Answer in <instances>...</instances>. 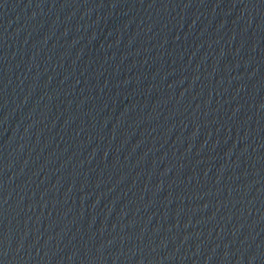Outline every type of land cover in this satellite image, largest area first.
<instances>
[{"label":"water","instance_id":"obj_1","mask_svg":"<svg viewBox=\"0 0 264 264\" xmlns=\"http://www.w3.org/2000/svg\"><path fill=\"white\" fill-rule=\"evenodd\" d=\"M0 264H264V0H0Z\"/></svg>","mask_w":264,"mask_h":264}]
</instances>
